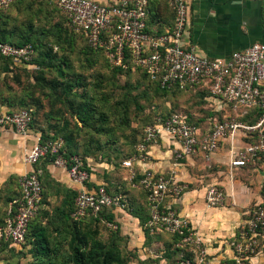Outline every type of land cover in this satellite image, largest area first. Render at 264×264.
Wrapping results in <instances>:
<instances>
[{
  "label": "built area",
  "instance_id": "2783aa9c",
  "mask_svg": "<svg viewBox=\"0 0 264 264\" xmlns=\"http://www.w3.org/2000/svg\"><path fill=\"white\" fill-rule=\"evenodd\" d=\"M18 0H0V10L7 9ZM67 17L70 28L85 36L88 45L103 49L109 63L125 68L128 56L131 64L141 68L151 81L161 89L178 88L182 91H206V102L241 109L244 115L250 109L261 113L254 125H247L238 118L215 120L206 134L194 124L188 115L172 113L158 117L153 125L144 129L143 137L135 153L122 163L130 169V180L136 175L133 164L145 163L147 147L155 144L162 133L179 145L175 159L182 160L201 154L206 161L215 154L220 143H230V167L243 168L264 159V45L254 44L245 51L234 52L228 58L209 59L197 54L194 47L184 46V35L189 22L187 0H167L174 12L172 28L160 35L146 31L150 0H111L108 5L91 0H49ZM34 49L31 45L15 46L0 41V58L11 59L14 66L34 68ZM33 126L30 110L0 113V130L8 128L14 133L27 136ZM249 141L237 147L240 138ZM61 139L43 141L40 134L26 152L24 162L30 171L19 181L20 196L10 202L0 226V242L14 247L25 243L28 228L37 215L42 201V171L39 165L53 157L54 167L64 170L70 181L78 187L71 217L83 220L97 217L105 209H123L126 205L121 195L108 192L106 186L88 188L91 168L79 156L66 158L61 153ZM146 194L149 218L145 229L150 234L166 233L179 238L176 244L178 257L173 264H208L202 248V240L187 218L166 207V198H179L186 186L174 176H162L146 169L138 182ZM225 196L217 186H209L205 193L208 208L224 205ZM107 227H116L106 223ZM234 264H245L252 256L264 253V203L250 214L240 227L239 235L232 244ZM190 255L192 257H190Z\"/></svg>",
  "mask_w": 264,
  "mask_h": 264
},
{
  "label": "crops",
  "instance_id": "0c3cea01",
  "mask_svg": "<svg viewBox=\"0 0 264 264\" xmlns=\"http://www.w3.org/2000/svg\"><path fill=\"white\" fill-rule=\"evenodd\" d=\"M91 1L104 5L111 3V0ZM187 2L189 22L184 46L194 47L198 55L209 59L228 58L232 53L245 51L254 44L264 45V0ZM173 22L174 12L167 0H150L146 20L149 34H164L172 28ZM204 104L208 117L196 121L202 135L207 133L215 120L241 116V109L235 110L205 100ZM0 112H5L4 106H0ZM38 134L34 126L25 137L8 128L0 130V188L18 187L20 178L30 171L24 157ZM248 141L240 137L236 145L242 148ZM178 149L179 145L162 133L155 144L147 147L145 163L133 164L134 180H130V169L122 164H101L102 170H94L89 165L92 179L87 187L104 185L111 194L123 197L125 207L114 208L111 213L112 225L124 238L127 249L136 252L141 261L171 264L177 258L176 245L171 236L166 233L147 235L144 231L142 223L146 217L149 218V212L146 194L138 182L146 169L165 177L174 176L186 189L177 199L166 198V207L190 221L202 240L208 264H234V248L231 244L238 238L240 227L253 210L264 203V159L254 165L231 168L230 143L227 139L220 143L218 151L209 161L201 154L176 160L175 152ZM45 174L55 186V196L60 201L66 198V193L76 196L78 187L70 181L64 170L50 163L45 167ZM209 186H217L223 191L225 200L222 207L206 206L205 193ZM245 264H264V253L259 252L250 257Z\"/></svg>",
  "mask_w": 264,
  "mask_h": 264
},
{
  "label": "rangeland",
  "instance_id": "374dc122",
  "mask_svg": "<svg viewBox=\"0 0 264 264\" xmlns=\"http://www.w3.org/2000/svg\"><path fill=\"white\" fill-rule=\"evenodd\" d=\"M3 21L13 42L28 36L56 42V26L61 27L64 23L63 17L50 5L25 2L1 14L0 22ZM48 29L42 36L41 33ZM60 45V49L54 50V58L46 59L45 52L41 55L45 62H50L49 67L37 63L31 69L21 66L0 69V101L4 111L30 110L34 129L41 137L61 139L66 150L89 158L94 170H102L101 164H118L129 159L143 137V130L162 115L175 110L187 113L197 122L199 118L208 117L201 96L193 92L162 94L139 71L115 72L105 65L101 56L91 54L78 36L67 35ZM59 67L64 71V77L57 74ZM75 79L80 85L74 87L73 94L64 93L63 83ZM72 100L84 105L83 120L75 115V109L70 108ZM43 186L46 216L42 217L41 226L46 228L49 248H57L60 255L55 260H65L69 241L77 233L88 243L94 238L111 245V228L104 223L92 222L79 230L73 228L69 221L60 217V212H55L64 208L55 196V186L46 179ZM17 192V186L0 188V222L8 202ZM72 198L70 196L68 200ZM17 248L21 250L15 251L16 255L0 252V264H36L32 244L27 241L25 246ZM119 249L122 259L118 264H153L151 260H139L136 252L127 249L126 244L120 245ZM43 258L50 259L46 255Z\"/></svg>",
  "mask_w": 264,
  "mask_h": 264
},
{
  "label": "trees",
  "instance_id": "16d2710c",
  "mask_svg": "<svg viewBox=\"0 0 264 264\" xmlns=\"http://www.w3.org/2000/svg\"><path fill=\"white\" fill-rule=\"evenodd\" d=\"M24 2L31 4V5H38V4L39 5L40 4L50 5L53 8V10H55L58 14H60L63 17V20H64L63 25L60 24L61 27L56 26L57 27L55 30V32L57 34L56 42H52L51 40H45V38L40 39L38 37L33 39V37L30 38L29 36L24 37L22 41L20 40V42H13L10 40L11 39V33L7 29L4 28L5 27L4 21L0 22V41L4 42V43L11 44V45H15L18 47L25 46V45H31L34 49V57H33V62H32L34 65L38 63V64H44V65L49 67L50 62L49 61L45 62V58L49 59V60L54 58L53 56L55 54V51H54L55 48H57V47L59 49L61 48L60 41H63L67 35L78 36L84 41L85 46L88 49V51L91 54L101 56L104 60L105 65L108 68H110L111 70H113L115 72H123V73H128L131 71H139L142 74V76L149 82V84L152 87H154L156 91H158L162 94L168 95V94H175L176 92H178V93L193 92L194 94L201 96L202 101L204 102V97L206 95V91H203V90H199L197 92H194L192 90L182 91L178 88H173L171 90L161 89L158 84H156L155 82L150 80L149 76L141 68L136 67L133 64H131L128 56L126 57V60L124 62L126 64L125 68L112 66L109 63L108 59L106 58L105 51L101 48L96 49V50L92 49L88 45L85 36L81 33H75V31H73L70 28V26L68 24L67 17L65 15H63L55 7V5L53 3H51L49 0H18L14 4L10 5L7 9L0 10V15L8 12L12 7H16L17 5H19V4L21 5L22 3L24 4ZM47 31H49V29L46 30L45 33L42 32L41 35L44 36L45 34H47ZM61 35H62V39L60 38ZM51 42L54 43L56 46H54ZM44 52H45V58H44V56H41L42 54H44ZM39 57H41L42 60ZM12 66H14V65H13L11 59L0 58V69H2V71L4 69H6L7 67L10 68ZM15 67H17V66H15ZM23 69H27V68H23ZM57 74L60 77H64V71L60 67L58 68ZM79 85L80 84L78 82V79H75V80H72L69 82H64L62 91L66 94H73L74 87L79 86ZM0 104H1L0 106H4L1 101H0ZM69 106L72 110L75 109L76 110L75 115L78 116L80 120H83L82 113L85 111L84 105L83 104H76L72 100V103L69 104ZM20 110H28V109H20ZM5 112L11 113V112H17V111H5ZM0 113H2V112H0ZM172 113H183V114L188 115L185 112L174 110L173 112H169L168 114H166L164 116L162 115V117H167ZM242 114L243 113L240 111L241 116H240V118H238V120L244 124H247V125H254L258 121V119L261 115V113L258 109H250L244 115H242ZM188 117L190 118V120L194 124L197 125L196 121H194L189 115H188ZM219 120L221 121L222 119H219ZM33 122H34V117H33ZM154 123H155V120H153L149 125H153ZM143 132H144V130H143ZM142 136H143V134H142ZM56 139H58V138H56ZM56 139L55 138H47V137L42 136L43 141H54ZM140 141L141 140H139L138 143L135 145V148L139 144ZM134 152H135V150H134ZM61 153L66 158H69L71 156H79L85 164L91 162V160L89 158H87L86 156L82 157L81 155L77 154L76 152L66 150L65 147H63V150ZM53 160H54L53 157H48L44 161H42L41 164L39 165V168L41 169V171L42 170L44 171V174L40 178L41 183H42V188H43L41 206H40V209H39L37 215L35 216V218L32 220V222L29 225L25 243L22 244L21 246H19V249L22 248L23 246H25L27 244V241H28V243L32 244L34 256L36 259V264H118V263H120L122 258L120 255L119 247H120V245L123 246V244H125V241H124V238L119 235V232L117 230H113V229H112L113 230L112 231V233H113V235H112L113 240L112 241L113 242L110 243L111 245H105L104 243H101L100 241H98L94 238L91 240L90 243H88V241L85 238H83L81 236V234L77 233L69 241V244H68L69 253L65 256V260L60 261V262L55 260V257H57V256L60 257V255L57 253V248H52V249L49 248L48 238H47V234H46V228L44 226H41L42 225L41 224L42 223L41 222L42 217L44 218L46 216V213L43 212V204H44L43 203V201H44L43 182H44V179L47 180V177H46L47 174H45V167L47 166V164L52 163ZM123 162H124V160H122L118 164L111 163V165L117 166V165L122 164ZM66 194H68L66 196V198L61 201L62 207L64 206V208L63 209H60V208L56 209L55 212H60V217H63L64 221H69L73 228H76L77 230H79L82 226H84L88 222L104 223L105 225H106V223H110V224L113 223V217H112V213H111L112 209H105L97 217L91 216V217H86L83 220H79V221L74 220L71 217V215L74 211V199H75V197H73L70 193H66ZM19 196H20V188L18 186L17 195L8 202V204L4 210V214H3V218L0 222V226L3 225V222H4V219H5L7 209L9 207L10 202H12L15 198H18ZM70 196H72L73 198L71 200H68ZM66 207L68 208V210H66ZM147 218L148 217H146V219L142 223L143 227L145 226V224L148 220ZM34 222H37V223L31 227L32 223H34ZM144 231L146 232L147 235H149V231L147 229H145V227H144ZM31 236H32V239L30 240L29 238ZM170 236L174 240V244L176 245L177 242L179 241V238L176 236H172V235H170ZM114 239H115V241H114ZM17 249H18L17 247H14L9 242H7V243L0 242V252L4 253V251H5L11 256L12 254H15V251L18 252L21 250V249L20 250H17ZM175 253L177 255L176 257H178V249H176ZM44 255L47 256V259H48V257H50V259L49 260L44 259L43 258Z\"/></svg>",
  "mask_w": 264,
  "mask_h": 264
}]
</instances>
